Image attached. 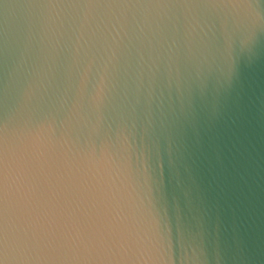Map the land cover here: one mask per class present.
I'll use <instances>...</instances> for the list:
<instances>
[{
    "label": "water",
    "instance_id": "obj_1",
    "mask_svg": "<svg viewBox=\"0 0 264 264\" xmlns=\"http://www.w3.org/2000/svg\"><path fill=\"white\" fill-rule=\"evenodd\" d=\"M0 264H264V0H0Z\"/></svg>",
    "mask_w": 264,
    "mask_h": 264
}]
</instances>
